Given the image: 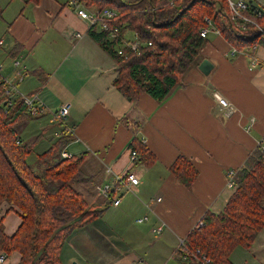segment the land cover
Wrapping results in <instances>:
<instances>
[{"label": "crops", "instance_id": "1", "mask_svg": "<svg viewBox=\"0 0 264 264\" xmlns=\"http://www.w3.org/2000/svg\"><path fill=\"white\" fill-rule=\"evenodd\" d=\"M244 1L264 11V0ZM68 2L0 0L2 75L15 82L17 95H37L46 107L43 114L19 124L21 138L36 144L39 155L63 134L70 135L64 151L85 156L82 172L93 178L80 186L90 205L99 202V187L109 168L111 181L133 172L140 183L116 194L115 200L122 199L119 206L111 204L98 219L74 230L64 244L61 262H167L207 212L223 211L235 191L228 183L229 173L236 175L264 139V45L253 52L236 51L212 25L198 63L211 62L209 75L195 66L165 101L142 94L130 103L113 85L116 62L89 37L88 23ZM253 57L259 62L257 68H251ZM214 93L233 105L231 115L214 101ZM64 103L72 105L66 125L52 121ZM41 119H46V127ZM41 134H46V143ZM135 138L156 156L154 164L131 162ZM179 156L199 171L191 188L170 172ZM5 204L0 207V220L5 233L13 236L21 219L15 208ZM144 217L148 221L137 222ZM158 228L161 231L155 233ZM8 257L7 264H19L18 253Z\"/></svg>", "mask_w": 264, "mask_h": 264}, {"label": "trees", "instance_id": "2", "mask_svg": "<svg viewBox=\"0 0 264 264\" xmlns=\"http://www.w3.org/2000/svg\"><path fill=\"white\" fill-rule=\"evenodd\" d=\"M172 1L173 5L171 0H77L86 8L115 10L117 16L110 28L118 27L122 34L132 32L151 43L140 54L130 52L124 58L116 51L120 41L109 40L108 32L97 27L89 31V37L116 62L113 85L130 103L142 94L163 102L183 85L188 71L199 66L208 43L201 36L207 20L236 51L253 52L264 45V11L252 1L244 14L256 25L247 24L244 29L231 19L228 0ZM27 117L32 118L21 100L5 106L0 92V206L17 207L21 219L13 236L5 233L0 220V251L8 256L18 253L19 264H62L61 253L70 234L98 219L114 203L116 193L90 205L80 187L93 180L82 172L85 156L62 157L70 135L63 134L48 151L39 154L42 166L34 169L28 158L36 144L24 142L19 131V124ZM131 148L138 154V163L150 166L157 161L140 139L135 138ZM170 172L186 188L199 176L184 156L177 158ZM232 187L235 191L223 211L207 212L201 219L203 226L184 239L179 252L183 261L187 257L185 264H201L192 256L196 251L209 264H233V251L238 246L251 248L264 229V154L260 150L236 173ZM182 247L188 255L181 252Z\"/></svg>", "mask_w": 264, "mask_h": 264}, {"label": "built area", "instance_id": "3", "mask_svg": "<svg viewBox=\"0 0 264 264\" xmlns=\"http://www.w3.org/2000/svg\"><path fill=\"white\" fill-rule=\"evenodd\" d=\"M70 7L76 8V13L78 17L87 22L90 29L93 27H97L99 31H105L108 32L107 38L111 41H120V43L117 46V53L119 56H123L126 58L130 52L140 54L142 49L151 46V43L144 42L143 40L139 39L138 37H135L134 39H130L128 37V32L121 33L120 29L118 27H112L110 28L109 22L114 20L116 18L117 13L115 10H112L110 8L104 9V10H95L93 12L87 11L83 8H78V2L77 0H69ZM171 5H173V1L170 2ZM229 6L231 10V19L233 21H237L240 23L241 28L244 29L247 24H254L256 25L248 16L244 14L249 9L248 3H246L244 0L239 1L237 3L230 2ZM260 15V14H259ZM208 21V26L206 29H203L201 32V36L203 38H208V34L211 31V21ZM259 28V27H258ZM214 30V29H213ZM261 32L263 30L259 28ZM217 33H219L217 30H214ZM77 38H81L80 34H76ZM2 44V42H0ZM17 65V64H16ZM259 66L258 60L253 57L251 60V68H257ZM2 68L3 66L0 65V92L2 93L3 98V105L5 106H11L15 100H21L23 104L26 106L28 114L30 116H37L42 113H44L46 107L40 100V98L37 95L34 96H26L22 94H18V91L16 90L15 82L11 81L7 78H5L2 75ZM22 81V73H17V82L20 83ZM15 96H18L15 98ZM214 101L224 110V112L227 115H231L233 112V105L228 102L225 98H223L220 94L214 93L213 94ZM19 98V99H18ZM72 105L71 103H64L60 106L58 111L53 113L52 119L53 121H56L62 125H66L68 118L70 116ZM259 150L262 154H264V139L259 142ZM63 158H71L72 156L68 154L67 152H63L62 154ZM130 160L132 163H136L138 161V154L132 150L130 153ZM112 175V170L109 168L105 172V179L102 183V185L99 187V196L109 198L110 195L115 192L121 193L122 190L126 187L130 190H133L136 188L140 183V177L130 172L127 176H115L114 180H110V176ZM235 173L231 171L229 173L228 183L232 187L234 186V177ZM119 195V194H118ZM158 202H162V200H158ZM120 200H116L114 202V205H119ZM148 221L147 217L141 218L137 220L138 223H144ZM203 226L202 221L198 222L194 229H200ZM161 231L160 228L154 230L155 233H159ZM181 246V245H180ZM183 246V244H182ZM184 254L188 255V251L185 247H182L181 249ZM192 256L195 258H198L201 261V264H209V261L206 259L205 256H202L200 251H196L192 253ZM8 255L2 251H0V264H7L8 262ZM184 261H187V257L184 258ZM92 264V263H89Z\"/></svg>", "mask_w": 264, "mask_h": 264}, {"label": "rangeland", "instance_id": "4", "mask_svg": "<svg viewBox=\"0 0 264 264\" xmlns=\"http://www.w3.org/2000/svg\"><path fill=\"white\" fill-rule=\"evenodd\" d=\"M78 4L82 6V4H80V3H78ZM84 9L87 10V11H90V12H93V11L97 10V8H86V6H85ZM109 23L111 24V22H109ZM128 37L130 39H134L137 36H136V34L128 31ZM38 116L39 115L31 116V117L34 118V117H38ZM43 120L45 121V125L44 126L46 127V119H41V121H43ZM52 121H53V119H52ZM53 122H56V121H53ZM58 124H60V123H58ZM41 135L43 136V140L46 143V134H41ZM41 135L39 136L40 139H42ZM48 135H51V134H48ZM38 156L39 155L34 150L33 153L30 155V157L28 158L29 164H31V166L34 167V169H38V168H40L42 166V162L38 158ZM97 198H100V196L98 195ZM5 206H6V204L3 203L0 207H5ZM13 208H15L18 212H20L17 207L14 206ZM182 244H183V242L181 243V245ZM170 252L171 251H169L167 253L169 254ZM231 261H232L233 264H264V229L259 233L254 245L251 248H245L243 246H238L233 251V253L231 255ZM157 264H185V263L182 260V258L180 257L179 250H178L176 256L171 258L169 261L160 262V263H157Z\"/></svg>", "mask_w": 264, "mask_h": 264}, {"label": "water", "instance_id": "5", "mask_svg": "<svg viewBox=\"0 0 264 264\" xmlns=\"http://www.w3.org/2000/svg\"><path fill=\"white\" fill-rule=\"evenodd\" d=\"M199 70L204 75H209L213 70V65L208 60H203L199 65ZM76 264V263H75Z\"/></svg>", "mask_w": 264, "mask_h": 264}, {"label": "bare ground", "instance_id": "6", "mask_svg": "<svg viewBox=\"0 0 264 264\" xmlns=\"http://www.w3.org/2000/svg\"><path fill=\"white\" fill-rule=\"evenodd\" d=\"M102 198H105V197H102ZM105 199H108V198H105ZM116 200H120V203H121V201H122V199H121V198H119V199H116ZM116 200H115V201H116ZM115 201H114V202H115ZM120 203H119V205H120ZM113 204H114V203H113ZM119 205H117V206H119ZM114 206H115V205H114ZM117 206H115V207H117Z\"/></svg>", "mask_w": 264, "mask_h": 264}]
</instances>
